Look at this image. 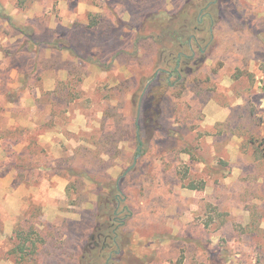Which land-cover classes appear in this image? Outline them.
<instances>
[{
    "label": "rangeland",
    "instance_id": "obj_1",
    "mask_svg": "<svg viewBox=\"0 0 264 264\" xmlns=\"http://www.w3.org/2000/svg\"><path fill=\"white\" fill-rule=\"evenodd\" d=\"M3 176L0 264H264V0H0Z\"/></svg>",
    "mask_w": 264,
    "mask_h": 264
},
{
    "label": "trees",
    "instance_id": "obj_2",
    "mask_svg": "<svg viewBox=\"0 0 264 264\" xmlns=\"http://www.w3.org/2000/svg\"><path fill=\"white\" fill-rule=\"evenodd\" d=\"M178 62L176 61L174 64V69H176V65ZM176 71V70H175ZM153 98V97H152ZM155 98V97H154ZM153 98V99H154ZM146 104V106H141L140 107V113H141V118H142V123H143V128L146 131V134L149 136L154 135V133L161 128L159 124V117H160V104L159 102H153V100H149ZM145 105V104H144ZM139 127V126H138ZM137 137H139V134H137ZM24 164H19L18 167L23 166ZM31 167V166H30ZM191 187H196L191 185ZM102 225L98 226L96 229V232L98 233L96 237H99L101 234L100 232L102 231L103 228H101ZM112 233L114 231L112 230ZM98 239V238H97Z\"/></svg>",
    "mask_w": 264,
    "mask_h": 264
},
{
    "label": "water",
    "instance_id": "obj_3",
    "mask_svg": "<svg viewBox=\"0 0 264 264\" xmlns=\"http://www.w3.org/2000/svg\"><path fill=\"white\" fill-rule=\"evenodd\" d=\"M132 166H133V164L131 166H129L126 171L130 170L132 168ZM126 171L124 172V174L126 173Z\"/></svg>",
    "mask_w": 264,
    "mask_h": 264
},
{
    "label": "crops",
    "instance_id": "obj_4",
    "mask_svg": "<svg viewBox=\"0 0 264 264\" xmlns=\"http://www.w3.org/2000/svg\"><path fill=\"white\" fill-rule=\"evenodd\" d=\"M33 124V123H32ZM5 177L3 176V178L2 177H0V180H2V179H4ZM6 192V191H5ZM0 201H2V199H1V197H0Z\"/></svg>",
    "mask_w": 264,
    "mask_h": 264
}]
</instances>
